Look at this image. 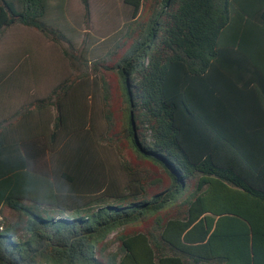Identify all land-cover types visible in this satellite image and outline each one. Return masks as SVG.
Segmentation results:
<instances>
[{
    "label": "trees",
    "instance_id": "1",
    "mask_svg": "<svg viewBox=\"0 0 264 264\" xmlns=\"http://www.w3.org/2000/svg\"><path fill=\"white\" fill-rule=\"evenodd\" d=\"M70 1L0 0V38L34 30L63 46L69 68L53 70L55 87L18 122L0 123L6 231L4 210L31 211L39 178L51 211L36 217L37 230L50 264L77 255L89 264H264V0H122L132 42L116 65L126 105L118 133L108 85L84 71L103 49L71 22ZM82 3L89 20L92 0ZM28 43L6 73L41 80L50 56ZM122 141L139 164L122 156ZM10 247L0 233V264L31 250Z\"/></svg>",
    "mask_w": 264,
    "mask_h": 264
},
{
    "label": "rangeland",
    "instance_id": "2",
    "mask_svg": "<svg viewBox=\"0 0 264 264\" xmlns=\"http://www.w3.org/2000/svg\"><path fill=\"white\" fill-rule=\"evenodd\" d=\"M147 7H144L141 18L148 14L149 9ZM69 12V18L71 22H73L75 25H81L85 36L86 34L93 36L95 41V49H103V53L101 55H97L96 57L94 56L92 58V63H89L88 68H84V71L91 77L104 79L108 85L107 87L111 95L110 110L113 113V118L116 124L114 132L118 133L122 126V119L124 117L123 111L125 110L126 105L123 102L121 82L116 65L124 56L125 52H127V49L130 47L132 42L131 40L127 39L124 41L122 36V30H126V28L123 27V23L128 20L127 17L129 14L125 9L122 0H92L91 16L89 20H87L86 16H84V6L82 0H71ZM27 42H33L35 43L34 45H37V43L40 42L39 46H37L38 48H36V52L41 53V58H43L42 53H44L46 56H50V58L47 57L48 60L46 63L48 65L44 68V77L41 80L36 81L30 79L29 82H27V79L26 84L30 85V89H34L32 86H34L35 83L41 81L45 82L40 88L41 90L47 91L52 89L56 85L55 81L51 80L50 78L53 75V70L60 69L61 71L66 72H68L67 69L69 70L67 65L63 67L64 63L62 60H60L63 54V46L61 47L60 45L53 44L51 41L34 30H28L27 32L19 30L13 31V33H7L6 45H4V47L6 46L5 51L8 52L9 50H13L12 55H14L16 52H19L20 47H23ZM99 42L102 43L99 44ZM118 44H121V48L116 46ZM64 47L67 48L66 46ZM1 51H4V48H1ZM12 61L15 63L16 58L12 59ZM42 61L40 58H38L37 62L35 61L30 64L31 66L33 64L37 65L38 62L41 63ZM100 61L102 63H99ZM70 71L74 73L71 67ZM124 145L125 143L122 141L120 147H122V156L125 157V160L132 164H139L140 160L137 158L135 153L131 151L130 148H125ZM143 166L144 168L152 171L156 176L161 174V170L152 164L147 163L143 164ZM2 216L5 218V222L7 224H10L14 218L19 217L17 213L7 209L4 210ZM116 235L117 232H114L109 237V240H113ZM114 243L115 242L111 244ZM114 250L115 247L112 245V248L108 249L107 252H113Z\"/></svg>",
    "mask_w": 264,
    "mask_h": 264
},
{
    "label": "clouds",
    "instance_id": "3",
    "mask_svg": "<svg viewBox=\"0 0 264 264\" xmlns=\"http://www.w3.org/2000/svg\"><path fill=\"white\" fill-rule=\"evenodd\" d=\"M33 203L31 211L24 212L22 216L14 218L10 225L5 229L4 223L0 222V233H4L8 238L9 251H14L10 245L16 243H23L30 245L31 250L24 249L16 251L15 261L16 264H50L45 256V242L39 238L37 225L39 220L37 216L43 219L46 214H49L50 201L44 195L45 189L39 178H34L32 189ZM55 219V217H52ZM60 219H68L66 216H61ZM2 221V218H0ZM73 264H89L87 257L77 255Z\"/></svg>",
    "mask_w": 264,
    "mask_h": 264
},
{
    "label": "crops",
    "instance_id": "4",
    "mask_svg": "<svg viewBox=\"0 0 264 264\" xmlns=\"http://www.w3.org/2000/svg\"><path fill=\"white\" fill-rule=\"evenodd\" d=\"M19 30L28 31L25 27L7 29L4 36L0 38L2 41V43L0 41V46H2L0 47V123L8 126L16 121L18 122L21 114L26 112L30 106L36 107L38 98L44 97V94H50L51 92V90L30 89V85L26 84L27 79V82H29V77L26 73H16L15 75L6 73V70L13 63L12 59L16 58L17 61L19 58L17 52L12 55L13 50L5 51L6 35ZM1 48H4V51H1ZM20 63L23 66L25 58H22ZM24 70H27V65Z\"/></svg>",
    "mask_w": 264,
    "mask_h": 264
}]
</instances>
